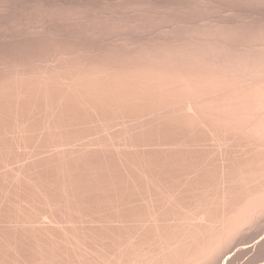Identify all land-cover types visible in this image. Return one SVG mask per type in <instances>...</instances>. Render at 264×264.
Segmentation results:
<instances>
[{
	"label": "bare ground",
	"instance_id": "bare-ground-1",
	"mask_svg": "<svg viewBox=\"0 0 264 264\" xmlns=\"http://www.w3.org/2000/svg\"><path fill=\"white\" fill-rule=\"evenodd\" d=\"M218 23L0 63V264H262L264 24Z\"/></svg>",
	"mask_w": 264,
	"mask_h": 264
},
{
	"label": "rangeland",
	"instance_id": "rangeland-1",
	"mask_svg": "<svg viewBox=\"0 0 264 264\" xmlns=\"http://www.w3.org/2000/svg\"><path fill=\"white\" fill-rule=\"evenodd\" d=\"M260 1H262V3H260ZM263 1L264 0H0V63L1 62L4 63V61L5 63L7 62L8 63L9 62L10 63H15V62L20 63L19 61L23 62L22 60L25 61L26 59H27L26 61H28V59L30 61L34 57H36L37 54L41 56L40 54L41 52H42L41 58H45V57H48L50 53L52 54L51 52L52 49H53V52L58 49L67 50V48L70 51H73V48H74V51H76V50H79L80 47L82 48L83 45H84L83 48L89 45L88 46L89 49L90 47L95 46L94 48L95 49L97 48L98 50L96 51L99 52L100 51L99 49L102 46H103L102 48H104V46L113 45L111 44V42L113 41L112 38L110 40L111 42L109 41L111 35H113L112 36L113 39L117 37H124V36H128L131 38L133 35L132 39L135 38L134 40H137V41H141V40L144 41V39H146L145 41L148 43V40L150 41L151 39L148 37V35L152 36L153 38V34H154V36L156 35L155 38H160V39H162L161 38L162 36H163V39L166 38V35H167V38H169L172 35L180 38V36L183 35V32L186 29L191 30V31L193 30V32H197V31L203 32V29H205L204 32L210 30V28L208 27H210L211 22H214L212 25H215V23L217 25V22L219 23L223 22L222 23L223 25L225 23L224 26L223 25L221 26L219 23L218 25L221 27H224V29L226 28L227 30L229 28L230 29L235 28L236 30L237 27L239 29V27L241 28L242 25H243L242 27H245L246 29L248 28L251 29L252 27L251 30H253L255 26L258 25L259 27H261L264 24V14H263L264 13V3ZM70 15L75 16L77 19H75V17L74 18L71 17ZM81 15H83V17ZM78 17L79 18L81 17L80 20ZM86 17L89 22L86 20ZM184 18L186 19V21ZM236 18L237 20H235ZM177 20H180V21L184 20V22L183 21H182L183 23L180 21L178 22ZM175 21L178 22L176 23L177 26H175L176 25L174 23ZM188 22L190 25L188 24ZM42 23L44 24L46 23L45 25L47 27H50L49 29L53 31L55 30L56 32L55 31L54 32L58 34V38L56 36L57 39L56 38L53 39L51 37H55V36L47 35V33H44L41 31L32 32L31 34L30 32L29 33L27 32L28 30H30V27H33V25L36 26ZM204 23L205 25H203ZM228 23L232 27L228 26L229 25ZM236 23L237 24L239 23V24L237 25ZM187 24L188 26H186ZM200 24H202L203 27ZM198 25H200L201 27L200 26H199L200 28L194 27ZM206 25H208L207 29L206 27H204ZM166 26L167 28L170 26L169 28H172L174 30L178 28L177 29L178 31L177 30L175 31L171 30V31L172 32L174 31L173 33L179 32L178 33L179 36L178 34H173L171 31L169 32H171L172 34L171 33L168 34L167 32L168 29H166ZM180 26H182V28ZM134 27H137V28H134ZM162 27L164 28L161 30ZM192 27H194V29ZM182 29H184L183 32L181 31ZM86 30H87V33L89 34V38L91 37L90 41L88 42L75 40L74 38L73 39L75 41H73L72 38H67L66 40L65 37H64L65 39L63 37H59V34H61V32L72 34L71 32L76 31L74 32V34H76L79 32L81 33V31H85L83 33L87 34ZM59 31L60 33H58ZM92 31H94L95 35L99 34L98 35L99 37L102 35L103 39L98 38L97 35H96L97 37L93 35ZM134 31L142 35L137 34L136 32H135L136 35H134ZM247 31H250V30L248 29ZM186 32H188V34L192 33L190 31H185L184 32L185 35H183L184 37L187 36ZM21 33H22V37H21ZM121 33H123V35H120ZM91 35L93 36V38ZM138 35H140V37ZM94 36L96 38H94ZM183 36H181V38ZM104 37L106 38L105 40L107 41V43L104 40ZM61 38H63L64 40H62ZM91 39L92 41L94 39H97L98 41L96 40V43L97 42L98 43L95 44V41L92 42ZM141 42H139V45L140 44L142 45L144 43V42L143 43ZM114 45H116L114 46V47H117L116 49H121V48H118V45L121 47L120 44L117 43ZM65 46L66 47L70 46L71 48L69 49V47L66 48ZM43 49L44 50L46 49L45 50L46 54L42 51ZM122 50L126 51L127 49L122 48ZM28 53L29 54L33 53V55H27ZM10 54L12 55V57L8 58L7 55H10ZM13 56L15 57L14 59H12ZM5 57H7L8 59L6 58L4 60ZM39 58L40 57L38 56L35 59H39ZM250 257L251 255L244 256L243 258L236 261L235 263L236 264H248L251 260ZM223 260L225 261L224 258L221 259L222 262H220V264L224 263ZM263 261H262V264L264 263Z\"/></svg>",
	"mask_w": 264,
	"mask_h": 264
}]
</instances>
